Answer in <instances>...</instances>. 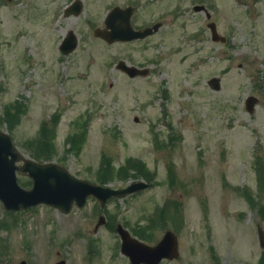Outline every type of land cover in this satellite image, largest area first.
<instances>
[{
	"label": "rangeland",
	"instance_id": "obj_1",
	"mask_svg": "<svg viewBox=\"0 0 264 264\" xmlns=\"http://www.w3.org/2000/svg\"><path fill=\"white\" fill-rule=\"evenodd\" d=\"M69 1L0 0V128L29 157L48 143L42 161L60 163L77 177L112 187L134 179L151 185L115 198L106 209L90 198L69 213L41 204L7 215L0 203V221L6 222L0 223L1 264H129L118 248L117 222L148 243L164 229L176 230L179 257L160 264H258L264 248L256 225L264 228V192L253 163L257 152L264 158V0H202L227 37L224 43L211 40L209 20L192 10L191 1L133 0L136 24L160 21L162 27L146 39L112 44L92 30L102 26L111 6L129 0H82L78 16L61 17ZM68 30L79 43L63 54L58 46ZM118 59L147 63L150 73L129 78L115 69ZM213 75L221 77L218 91L207 85ZM163 87L166 116L155 96ZM250 94L259 99L251 113L244 105ZM15 101L22 103L9 130L5 112H15ZM52 113H60L55 134L41 132L40 123L50 126ZM87 114L88 129L74 144L69 136L84 128ZM150 129L159 133L158 152ZM102 155L111 157V175L103 182L97 173ZM129 157L141 159L155 178L142 168L118 174ZM168 174L176 176L172 184ZM19 181L26 178L19 175ZM233 186L246 188L252 198ZM169 199L177 204L166 206L163 218ZM160 207L148 230L147 218ZM101 213L107 223L93 231Z\"/></svg>",
	"mask_w": 264,
	"mask_h": 264
},
{
	"label": "water",
	"instance_id": "obj_2",
	"mask_svg": "<svg viewBox=\"0 0 264 264\" xmlns=\"http://www.w3.org/2000/svg\"><path fill=\"white\" fill-rule=\"evenodd\" d=\"M81 4L78 3L75 14L79 13ZM124 11V10H123ZM119 7L113 8L105 19L106 27L96 29L95 36H100L107 42L116 40H127L133 37H143L150 32L145 30L142 32L130 33V25L126 15ZM214 40H224L215 31V25L211 24ZM158 24L154 25L157 29ZM77 44L76 36L73 32H69L60 45V50L67 53L75 48ZM124 68V67H123ZM131 76L138 73L133 67L124 68ZM210 84L213 88L218 89L219 83L217 78H212ZM257 99L249 96L245 103L249 111L253 110V105ZM22 161L21 165H17V161ZM16 170L27 172L33 180V185L30 189L21 188L16 181ZM137 187H132L133 190ZM127 190H111L103 186H98L87 180L77 179L71 175L65 168L55 163L39 164L30 159L24 158L22 154L14 147L12 140L8 134L0 130V200L3 202L6 209L18 210L44 202L55 207H58L64 212L70 210L72 203L82 206L85 203L87 196L94 195L99 200L100 204H104L105 200L111 195H121ZM103 223V218L99 219L96 227ZM122 235L123 244L122 251L129 254L133 259L134 264L139 262H148L149 264L156 263L161 257L169 258L176 254L177 242L173 235L167 234L155 246H148L139 241L130 238L128 234L119 229ZM260 239L263 241V233L260 232ZM20 264H25L22 261ZM55 264H64V261H59Z\"/></svg>",
	"mask_w": 264,
	"mask_h": 264
},
{
	"label": "trees",
	"instance_id": "obj_3",
	"mask_svg": "<svg viewBox=\"0 0 264 264\" xmlns=\"http://www.w3.org/2000/svg\"><path fill=\"white\" fill-rule=\"evenodd\" d=\"M21 103L22 102H20V101H15L13 108H15L16 110L12 114L8 110L5 112V115L6 116L8 115V121H9L8 123L9 124L7 123V121L5 123L7 124V128L9 130H11L12 129L11 126L18 121V116H19V112H20L19 108L21 106ZM41 126H42L41 132L49 131V133L54 134V131H55L54 128L50 129L46 124H42ZM84 133H85V129H83V131H81V132H76V133L72 134L71 136H69V138L74 144L79 145L81 139L84 136ZM48 151H49V144L44 143L39 148L35 149L34 152H31L30 155L35 160L42 161V160L48 159V155H47ZM108 166H111V160L109 157L104 156L103 157V163H102L100 170L98 172V175L103 173V175H100V177H102V178H100V180L102 182L104 181L103 180L104 176H105V178H107V177H110V175H111V168L108 169L107 168ZM119 172L121 174L122 173L127 174L125 172V169H123V168H121L119 170Z\"/></svg>",
	"mask_w": 264,
	"mask_h": 264
},
{
	"label": "flooded vegetation",
	"instance_id": "obj_4",
	"mask_svg": "<svg viewBox=\"0 0 264 264\" xmlns=\"http://www.w3.org/2000/svg\"><path fill=\"white\" fill-rule=\"evenodd\" d=\"M63 13V12H62Z\"/></svg>",
	"mask_w": 264,
	"mask_h": 264
}]
</instances>
